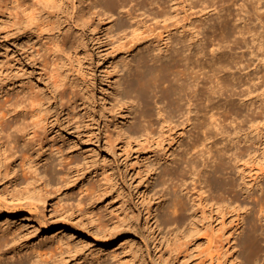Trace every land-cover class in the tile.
Instances as JSON below:
<instances>
[{"label": "rangeland", "instance_id": "rangeland-1", "mask_svg": "<svg viewBox=\"0 0 264 264\" xmlns=\"http://www.w3.org/2000/svg\"><path fill=\"white\" fill-rule=\"evenodd\" d=\"M166 1L168 22L149 16L136 0L125 7L119 0H0V84L26 83L45 100L43 114L48 120L40 131L44 149L32 158L42 159V165L55 150L56 173L49 185L55 190L49 196V209L64 213L54 217L49 211L45 228H37V221L26 218L28 212L0 214V224L10 216L16 233L25 239L38 237L35 243L43 239L57 245L62 237L66 251L59 248L57 257H64L68 264H75L80 255L92 249H102L103 259L111 264H264V256L261 262L251 260L249 248L241 246L239 237L232 239L230 235L240 220V211L217 217L209 211L201 214L197 204L193 212L195 229L175 222L176 214L167 208L170 200L166 203L161 198L166 189L159 173L164 164L159 161L163 145H170L158 141L164 137L158 123L150 124L141 117L143 104L136 101L127 108L135 93L130 94L126 88L129 72L141 55L152 57L176 38L189 42L195 37L204 42L214 40L206 48L207 57H213L212 49L218 47L234 57L239 55L235 60L238 63L234 61L228 69L243 75L242 83H249V77H256L258 72L264 76V61L257 58L264 53V0ZM23 6H32L38 16L24 21ZM77 6L86 7L90 16L80 18ZM111 11L115 14L108 16ZM163 23H174L169 33L171 41ZM121 24L127 28H119ZM27 25L31 27L30 36L24 32ZM161 29L163 35L159 34ZM132 38L141 45L130 48ZM235 39L242 42L235 44ZM240 56L245 63L240 62ZM131 58L134 65L129 67L125 61ZM240 98L241 93L235 91L217 97L221 107L215 111L227 118L225 129L229 131L237 125L228 122L234 115L250 111ZM125 100L127 105L123 104ZM118 122L121 127L125 125L123 131ZM145 126L149 129L145 140L126 141L129 129L140 131ZM118 133L123 135L115 140ZM58 147L64 151L73 147L75 162H63L66 153ZM13 160L23 171V159ZM10 161L3 163L8 165ZM239 163L237 182L252 183L251 161L245 158ZM191 182L189 178L187 183L193 186ZM2 187L0 183V190ZM250 213L249 217L255 216ZM62 221L66 231L53 235ZM71 233L76 236L71 238ZM242 237L245 232L240 240ZM261 244L264 248V239Z\"/></svg>", "mask_w": 264, "mask_h": 264}, {"label": "bare ground", "instance_id": "bare-ground-1", "mask_svg": "<svg viewBox=\"0 0 264 264\" xmlns=\"http://www.w3.org/2000/svg\"><path fill=\"white\" fill-rule=\"evenodd\" d=\"M119 1L120 6L125 7L131 0ZM166 2L136 0V4L145 9L149 16L168 22L170 17ZM96 6L97 2L94 1L93 7ZM33 9L32 6L22 7L24 21L38 16ZM76 9L80 18L89 17L91 14L84 6H77ZM114 14L111 11L108 16ZM163 24L168 34L175 28L172 25L174 23ZM13 25H17L16 20ZM119 28L127 27L121 24ZM30 30L29 25L24 28L28 36L31 35ZM159 34L163 35L164 31H159ZM171 35L168 37L170 41ZM137 40L132 38L129 47L140 46L141 43ZM204 41L196 37L191 42L186 38H176L172 40L174 47H171L170 42L166 44L164 51H156V55L153 54L152 57L147 53L141 55L135 69L129 72L126 86L130 94L135 93L134 99L130 103L125 100L123 104L129 103L127 108L133 107L136 101L143 104L145 109L141 111V117L148 119L150 124L158 123L163 129L164 137L158 141H168L170 147L163 145L164 153L159 157L160 162L164 161L159 173L166 189L161 198L166 203L170 200L167 208L173 209L172 213L176 214L175 222L187 224L190 230L195 229L193 212L197 204L201 214L209 211L212 216L217 213V217L234 210L240 211V220L230 235L232 239L239 237L237 240L241 241V246L249 248L253 254L251 260L260 261L264 256L261 244L264 239V128L261 127L264 125V76L258 72L256 77H249V83H242L243 75H236L237 73L228 69L239 55L234 57L233 53L229 54L227 50L218 47L211 48L213 57H207L206 48L214 40L208 42L210 40L207 41L206 38L207 42ZM241 42L234 41L235 44ZM194 47L196 49L191 50ZM257 58L259 62L264 61V53H259ZM241 61L244 62L242 58ZM236 63L238 62L235 61ZM125 64L132 67L134 60L127 59ZM63 84L65 82L58 83V86ZM230 91L240 92V100L250 108L247 113L234 115L228 121L237 122L234 131L225 129L227 118H223L221 112L215 111L217 107H221L217 97ZM249 97L251 101L247 100ZM44 105L43 97L26 83L17 86L0 84V183L3 185L0 190V214L28 212L25 217L37 221V228L49 225V211L54 217L64 214L58 208L49 209V196L55 190L54 185L49 188L57 167L53 158L55 150L47 155L50 160L42 165V159L32 158L35 153L37 156L38 153H43L44 149L40 135L41 129L45 128L43 123L48 120L43 114ZM118 125L123 131L125 125L121 127L119 122ZM148 130V126L140 131L133 127L127 131L125 139L129 144L140 142L141 139H146ZM122 135L118 133L115 140ZM188 136L189 140L182 141ZM161 143L159 144L162 145ZM233 143L235 146L230 147ZM176 144L177 148L174 147ZM57 150L62 154L66 153L63 162H75L73 147L66 151L58 147ZM15 157L23 159L24 169L21 172L13 160ZM245 158L251 161L254 177L252 183L244 181L245 185H242L237 182L235 173L240 167L239 162ZM3 160L11 161L5 165ZM41 166L43 169H40ZM189 178L192 179L193 186L187 183ZM168 194H172L170 198ZM250 212L255 216L249 217ZM61 218L64 220L63 216ZM2 222L0 264H68L64 262V257H57L59 248L64 245L62 237L57 245H49L48 240L43 239L35 243L38 237L25 239L16 233L10 216H6ZM66 229L62 221V225L56 228L58 231L53 235L63 233ZM244 232L245 237L240 240V235ZM71 234V238L76 236ZM105 242L109 244V238ZM61 250L65 252L66 248L62 247ZM101 250L92 249L86 254L84 252L75 264H111L109 260L103 259L105 254L102 255Z\"/></svg>", "mask_w": 264, "mask_h": 264}]
</instances>
